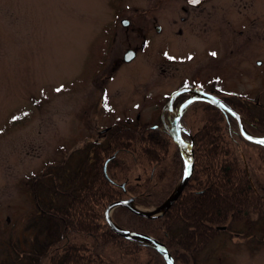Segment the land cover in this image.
Returning a JSON list of instances; mask_svg holds the SVG:
<instances>
[{
	"label": "rangeland",
	"instance_id": "374dc122",
	"mask_svg": "<svg viewBox=\"0 0 264 264\" xmlns=\"http://www.w3.org/2000/svg\"><path fill=\"white\" fill-rule=\"evenodd\" d=\"M180 4L188 5L186 0H0V264H25L32 244L39 250L48 239L49 247L56 242L59 247L52 256L57 264H168L149 240L116 232L105 213L117 200L132 199L144 211L164 203L184 175V157L176 144L187 127L195 132L197 145L207 146L197 151L195 172L210 174L207 185L212 187L192 193L189 188L208 186H188V179L163 213L146 216L120 204L110 209L111 219L136 232L140 231L118 221L125 209L146 218L167 217L171 224L174 220L175 254L163 240L140 232L166 244L174 264H264V183L254 181L249 189L245 168L249 165L258 179H264V157L256 155V142L241 132L236 136L235 119L230 117L229 123L215 103L219 97L242 116L248 113V103L259 117L253 120H263L264 0H213L206 11L197 8L201 17L192 8L190 13L183 11ZM122 18L126 23L130 19L129 25H123ZM154 24L161 25V33ZM214 36L221 46L216 60L202 55L203 43ZM136 44L137 56L123 59ZM159 47L162 54L155 52ZM214 64L221 70L206 72L218 71L217 93L194 89L200 94L185 101L171 122L152 113L163 103L162 97H154L157 90L168 88L163 94L167 100L169 87L176 89L186 75ZM178 94L173 91L169 102ZM226 123L231 126L228 131ZM256 133L264 135V129L255 128L252 135ZM186 135L188 140H183L191 152L193 136ZM91 164L99 173L87 186L82 172ZM57 171L64 174L59 187L75 195L77 187L86 185L90 193H78L73 203L57 199ZM147 181L153 184L150 189L145 188ZM161 192L165 196L156 204L138 202L139 197ZM97 196L104 200L98 208L100 225L106 223L121 237L147 244H100L103 248L95 251L84 240L86 233L70 239L67 226L57 233L45 227L47 213H57V203L65 201L61 204L67 209L80 207L74 218L76 231L104 238L100 225L93 224ZM249 209L252 221L246 222ZM231 217L236 219L234 228L212 227ZM66 234L69 242L61 247L59 240ZM38 253L34 251L31 259Z\"/></svg>",
	"mask_w": 264,
	"mask_h": 264
},
{
	"label": "trees",
	"instance_id": "16d2710c",
	"mask_svg": "<svg viewBox=\"0 0 264 264\" xmlns=\"http://www.w3.org/2000/svg\"><path fill=\"white\" fill-rule=\"evenodd\" d=\"M234 127H235L234 131H235L236 136H237V135H239L238 129H237V125H234ZM127 128H131V126H129ZM222 128H224V126H222ZM230 128H231L230 124L226 123L225 129H227V131H228V129H230ZM257 129H264V126H259ZM236 136L231 135V136H229V138H232V140L235 138L236 141H237V137ZM213 154L215 156L214 151H213ZM215 157H217L218 160H220L218 156H215ZM217 158H215V160H217ZM243 161H244V159H243ZM243 161L240 160L241 164H243ZM97 165H99V164H97ZM108 166H110V165H108ZM98 173H99V167L96 166V165L93 166L91 164L90 166L89 165H85V168L83 169L82 175L92 174L93 176H97ZM62 176H64L63 172L57 171V199L64 198V199H67V201H69V203L70 202L73 203V201H75V199H77V194L78 193L79 194H82V193L83 194L84 193L85 194H89L90 193V191H89L88 187H86V185H85V187L80 188V190L77 191L75 193V195L71 194V191H70L69 188H68L69 190L67 191L64 188H62V186L59 187L58 185L60 184V177H62ZM146 184L147 185L145 186V188H148V189H150V187L153 186V184L149 183V181H147ZM103 190L107 191V192L108 191L111 192V190H108V189H103ZM45 193L49 194V190H45ZM98 193L100 195L101 192H98ZM102 196L105 197V198L109 197V195H107V194L106 195L103 194ZM164 196H165L164 192H161L160 195H157V197H152V198H147L145 196H142V197H139L138 202L141 203L142 205H145V206L150 205V204H156V203L160 202L161 200H163ZM98 197L99 196H97V198ZM96 199L94 200L95 201L94 205H96V206L93 205V207L95 208V212H94V217H95L94 220L95 221L93 220L94 221L93 224L99 226L100 224H99L98 219L101 218L102 214H101V211L98 208H99L100 205L101 206L103 205V203H104L103 201L104 200H103V198H100L101 199L100 201H97ZM262 200L263 199H260V201H259L260 204H262ZM63 202H65V201H62V202L59 201L57 203V209H58L57 213H47L48 215L46 216V218H47L46 220H47L48 223H47V225H45V227L48 229V231L50 233H51V231L54 232V230L57 233V229L59 227H62V226H67V228L64 229V230L68 231V236H69L68 238H70V239L73 236V234H75L76 237H77L81 233H86L85 235H88L89 237H88V239H84V240L86 242H88L90 247H92L95 251H98L100 248H103L102 247L103 245H107V244L116 245V244L123 243L124 245H128V246L137 245L138 241L125 239V238L121 237L119 234H116L113 230H111L107 226L106 223L104 224V226L100 225V227L98 229V230L104 231V233H105L104 234L105 236H103L104 238H102L97 233H89V232H86V231H83V230L80 232L79 228H77L79 230V232L76 231V229L73 227L74 222H75L74 218H75V216H77L76 212H78V209L80 207L78 205V209H77L73 205L74 209H72L71 205H69L70 209L69 208L67 209V206H65V205H64L65 207L62 206L61 203H63ZM49 207L50 208H55V206H53V205H49ZM232 211H235V210L232 209ZM224 214H225V212L222 214V216ZM121 216L120 217L118 216L117 218H118L119 223L122 224V226H124V227L131 226V227H133V229H135L137 231L147 232L149 234H152V235L156 236L157 238L163 240L168 245L169 249L172 250V253L175 254L173 247L175 248V247H177V245H175V244H173L171 242L172 241L171 238L176 237L174 234H172L173 230H172V226H171L173 223H175L174 220L172 221V224H171V222H168L167 217H158V216L154 217V218L141 217V216H138V215L134 214L133 212L127 210V209H125V216H123L122 218H121ZM101 221H102V219H101ZM52 224H54L55 229L51 228ZM179 231H181V230H179ZM70 232L72 233L71 236L69 234ZM211 233H212V231H211ZM183 234H184V231L181 233L180 236H178V237L181 238V240L183 239V237H182ZM107 237H111L112 240L104 241L105 239H107ZM196 238H197V234L195 235V239ZM48 240L46 242H44L42 244V246L40 245L41 248L39 250H34V244L35 243L32 244V251L28 255V258H27L28 262L24 261L25 264H57V261H54L52 256H54L53 254L57 251V249H59V247L56 245L57 242L54 243L51 247H49L52 243L49 244ZM107 240H109V239H107ZM59 241H61V243H63V245L61 247H64L65 244H67V242H69V240L67 239V234H66V238L65 237L64 238H60ZM138 243H141L142 245L147 244V243H144V242H138ZM100 244H103V245L101 246ZM55 246H57V247L55 248ZM34 251L35 252H40V253L35 255L33 260H32L31 259L32 258L31 254Z\"/></svg>",
	"mask_w": 264,
	"mask_h": 264
},
{
	"label": "flooded vegetation",
	"instance_id": "af4514ba",
	"mask_svg": "<svg viewBox=\"0 0 264 264\" xmlns=\"http://www.w3.org/2000/svg\"><path fill=\"white\" fill-rule=\"evenodd\" d=\"M188 5H185V4H180V7L183 11H189L188 13H190V8H192V10L194 11V14L195 16L197 15V17H201V13L198 14L197 11V8L200 7V11H206V4L210 3V1H213V0H207L206 2H203L199 5H195V4H190L188 0H186ZM123 19L121 20L122 24H123ZM182 19L185 20L186 19V16H182ZM125 20L128 21V23L126 24H123V25H129L130 23V19L126 18ZM158 20V16L157 15H154L153 16V21H157ZM157 23V22H156ZM154 27H155V30L158 32V33H161V30H162V27L160 24H154ZM242 31V30H240ZM248 38L250 39V36H248ZM220 42H219V37L218 36H214V37H208V40L206 39V41L203 43V49L206 53H202V55L204 56L205 54H207L208 56L211 55V53L215 52L217 54V50H219L221 48V46L219 45ZM135 47H130L128 49H133L134 50V53H135V56H137V49H138V45H134ZM145 46V41L143 40L141 42V45L140 47L144 48ZM155 52L156 53H160L162 54L163 51L161 50V48H157L155 49ZM214 58V60H216V55L215 56H212ZM125 58V54L123 56V59ZM131 62V61H129ZM164 70V69H163ZM215 71V70H221V66L219 64H214L213 67H205L201 70L202 73H191L192 75H186V78H183L182 81H180L178 84H177V88L174 89V90H177V89H184L183 92H181L180 94H178L172 103L169 102L170 100V95L171 93L174 91L172 88L173 87H169L171 89L170 90V94L168 96V99L166 100V98L164 99L163 98V94L167 91L166 90H157L155 92V96L154 97H162V100L161 102L162 105L161 107H158V106H155L154 107V110H151L152 113L155 115V116H158V118H160V120L162 119L163 121L165 120L167 122V119H170V122L172 121V119L178 115V113L180 112V106L185 102L187 101L188 99H192V98H196L198 96V93L195 92L194 89L196 88H203L205 89L206 91H209V92H212V93H217L216 91V87H217V83L219 81V78L217 76H219L218 74V71L217 73H213V75L211 74H207L206 71ZM166 82V81H165ZM183 82H185L183 84ZM168 83V82H167ZM162 84H166V83H162ZM162 84L160 85V87H162ZM170 85V84H169ZM206 86H209L210 88H206ZM182 97V99L177 102L178 99H180ZM194 102V101H193ZM160 103V102H159ZM247 104V111L248 113H246L245 115L242 116L243 118V123L246 127L247 130H249L251 133H253V130L257 127H259L260 125H264V117H262L261 119H263L261 122L260 121H255L253 120L254 119H259V117L256 116V113L254 112H251L250 110V105L248 106V103ZM150 106H153V105H150ZM139 114V113H138ZM254 114V116L252 117V115ZM221 115H224L225 119L230 122V117L231 114L227 111H223L222 110V113ZM249 115V116H247ZM249 117V118H248ZM183 118V116H182ZM236 121V120H235ZM183 124V123H182ZM186 133L184 135V132H182V138L184 139H187L188 140V137L186 134L190 135L192 134L193 136V145L191 146V150H192V155H193V162H194V166H193V171L189 177V183H188V186L189 184H193L195 186V184H198V183H204L206 184V187L205 189H201L198 191L199 188H189V191H191L192 193H204L206 191L207 188H210L211 185H207L208 183V179L211 178L210 174H207L205 173V171H198L197 173L195 172L196 170V156H197V151H201V148L204 146V148L206 149L207 146H205L204 144H199L197 145L195 143V132H191L189 131V128L187 127V130H185ZM168 132L170 133L171 137H172V140H173V137L175 135V132L173 131V128L170 127ZM104 133V132H103ZM178 132L176 131V134ZM257 134V133H256ZM257 135H263V134H257ZM174 141V140H173ZM253 144V143H252ZM104 145V144H103ZM255 147H257V156L258 157H264V144H253ZM176 146L178 147L179 149V152L182 154V151L181 149L179 148V145L176 144ZM202 146V147H201ZM215 146H218V144H213V147L215 148ZM208 148H211V145L208 147ZM176 153V152H175ZM207 153V151H206ZM177 154V153H176ZM112 159V158H111ZM110 159V160H111ZM184 160V158H183ZM89 161V159H88ZM105 161L106 159H104V161L102 162L103 166L105 164ZM185 161V160H184ZM176 162H177V157H176ZM246 173L248 174L246 177L249 181V189L253 188L255 182L254 181H260L261 183H264V179H261L257 176H255L256 174H254L253 170L251 169V167L249 165H246ZM245 168H244V171H245ZM178 169V168H177ZM198 169H200V167H198ZM178 171V170H177ZM63 178V177H62ZM84 178V182L87 184H91L94 179V176L92 174H87V175H84L83 176ZM61 179V177H60ZM116 184V183H115ZM88 186V185H87ZM187 186V187H188ZM84 187V186H83ZM212 187V186H211ZM78 189L82 188V187H77ZM185 193H188L187 191V188H185ZM253 213L252 209H249V216L247 217V220L246 222H250L252 221V217H251V214ZM221 217V216H220ZM236 225V219L234 217H231L229 219H226L224 223H221V222H218V223H215V224H212V227H216V228H219V229H229V228H234V226ZM250 225V224H249ZM252 226V225H250Z\"/></svg>",
	"mask_w": 264,
	"mask_h": 264
},
{
	"label": "water",
	"instance_id": "95a60500",
	"mask_svg": "<svg viewBox=\"0 0 264 264\" xmlns=\"http://www.w3.org/2000/svg\"><path fill=\"white\" fill-rule=\"evenodd\" d=\"M189 2H191V0H188ZM206 0H199V3H193V4H201L203 2H205ZM215 103L217 105H220L221 107H223L224 109L228 110L234 117H236V119L238 120L239 126L241 128V133L242 135L247 138L248 140H251L253 142L256 143H261L260 141L264 140V136L263 137H253L249 134H247L245 131H243L242 128V120L241 117L239 115V113L231 107V105L227 102H225L223 99L219 98V97H215ZM180 145V149L183 152V154L185 155V157L188 158V162L186 164V170L184 172V175L180 181V183L178 184V186L176 187V189L174 190V192L164 201V203L160 206H158L157 208L153 209L152 211H144V210H140L139 208L135 207L131 201L132 199H125V200H117L114 202H111L106 209V221L108 222V224L119 234L127 237V238H141V239H146L149 240L150 242H152V244L166 257L168 264H174V260L171 256V253L168 249V247L166 246V244L162 243L161 241H159L158 239H156L153 236H150L148 234H144V233H140V232H136L133 230H129V229H122L120 228L110 217V209L117 206V205H126L128 206L131 210H133L136 213L142 214V215H146V216H156L157 214H161L163 213L177 198V196L179 195V193L181 192V190L183 189L184 185L187 183L192 171H193V155L192 152H187L185 150V148L183 147L182 142H179Z\"/></svg>",
	"mask_w": 264,
	"mask_h": 264
},
{
	"label": "snow or ice",
	"instance_id": "6c2138e0",
	"mask_svg": "<svg viewBox=\"0 0 264 264\" xmlns=\"http://www.w3.org/2000/svg\"><path fill=\"white\" fill-rule=\"evenodd\" d=\"M191 2H192V3H199V0H191ZM211 55L215 56L216 53L213 52V53H211ZM58 91H59V89H58ZM14 119H16V118L14 117ZM260 142H261V143H264V140H262V141H260Z\"/></svg>",
	"mask_w": 264,
	"mask_h": 264
},
{
	"label": "bare ground",
	"instance_id": "6f19581e",
	"mask_svg": "<svg viewBox=\"0 0 264 264\" xmlns=\"http://www.w3.org/2000/svg\"><path fill=\"white\" fill-rule=\"evenodd\" d=\"M216 107L218 108V109H221V106L220 105H216ZM231 116L233 117V115L231 114ZM234 119H235V117H233ZM236 120V119H235ZM230 123V122H229ZM236 125H237V129L239 130V127H238V124H237V121H236Z\"/></svg>",
	"mask_w": 264,
	"mask_h": 264
}]
</instances>
